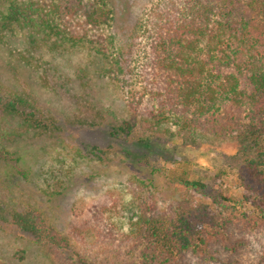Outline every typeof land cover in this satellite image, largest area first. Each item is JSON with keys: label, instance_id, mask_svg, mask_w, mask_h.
<instances>
[{"label": "trees", "instance_id": "16d2710c", "mask_svg": "<svg viewBox=\"0 0 264 264\" xmlns=\"http://www.w3.org/2000/svg\"><path fill=\"white\" fill-rule=\"evenodd\" d=\"M114 4L0 0V264H177L230 248L233 227L264 234V0L152 4L137 25L145 44L134 76L133 25ZM74 48L97 58L94 75L123 93L124 106L101 101L86 66L68 61L69 75L45 57ZM73 129L103 130L106 145H75ZM203 141L232 145L236 166L201 179L202 157L186 153ZM119 158L169 168L162 179L131 176L130 200L72 221L73 236L59 230L46 207L82 166ZM160 183L173 191L165 208Z\"/></svg>", "mask_w": 264, "mask_h": 264}, {"label": "rangeland", "instance_id": "374dc122", "mask_svg": "<svg viewBox=\"0 0 264 264\" xmlns=\"http://www.w3.org/2000/svg\"><path fill=\"white\" fill-rule=\"evenodd\" d=\"M123 1V2H122ZM159 0H120V3L115 0L116 5L113 6L116 10L124 7L125 15L123 17L124 23L129 26L132 22V28L128 31L126 40L128 42V49L126 50V64L128 69L133 70L132 75L137 73V67L142 61V51L145 39L142 32L137 30L138 23L143 19L145 11L150 8L152 4H155ZM120 8V9H121ZM123 9V8H122ZM136 26V27H134ZM88 50L85 48H74L63 51L55 52L52 55L50 53L45 54V57L52 60V64L58 65L64 68L65 72L72 75L74 69L69 66L68 61L86 66L91 73L90 77L93 80V84L96 90H99V97L101 101L106 104H116L117 106H124L123 93L117 88L110 87L108 80L100 78L94 75L93 71L99 66V62L88 54ZM61 54V55H60ZM120 112V111H119ZM123 114H121L122 116ZM101 131H82L73 129L70 131L73 144L90 143L98 146L106 145L105 132ZM219 141V140H218ZM201 143L208 144L203 146L201 151L188 150L187 156L189 157H202L199 160L198 176L203 180H211L212 174L221 166H236L229 157L235 153V148L227 143H218L214 141H203ZM204 150L205 152H203ZM55 154L50 151L49 156ZM167 165H163L161 161H156L154 158L147 162H138L130 159H115L108 161L105 165H90L86 164L82 166L81 171L75 174L71 183L62 192L63 194L57 197L49 207H46V213L49 215L55 226L71 235L70 223L72 221L80 222L85 218L93 219L97 216V209L101 206L108 205L109 199H112L114 206H119L120 202L125 203L130 200V187L128 185L131 176H135L144 181L149 180V174L153 171L157 176L162 179L161 169L168 170ZM227 181V180H226ZM231 185L232 193L236 192L239 188V181L236 177H231L228 180ZM159 189L160 194L157 197V204L159 208L168 207L171 203L173 196L172 188L168 189L161 187ZM34 199H39L37 194L33 195ZM125 218H128L130 211L124 212ZM78 225H76L77 228ZM126 229H121V233L126 232ZM234 238H231L228 249H221L220 253H212L211 256H206V259L188 255L183 260H179L177 264H264V234L253 230L249 233L246 228L241 225L233 227L230 230ZM117 231H114V236L120 235ZM73 236V235H71ZM86 237V235L84 234ZM8 241V240H6ZM239 242V243H238ZM238 243V246L235 244ZM2 246V245H1ZM88 246V252L91 247ZM201 259V260H200ZM19 264H50L49 262L31 256L24 258Z\"/></svg>", "mask_w": 264, "mask_h": 264}]
</instances>
